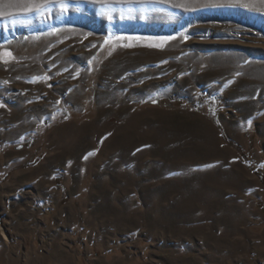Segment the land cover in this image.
<instances>
[{
    "label": "rangeland",
    "instance_id": "374dc122",
    "mask_svg": "<svg viewBox=\"0 0 264 264\" xmlns=\"http://www.w3.org/2000/svg\"><path fill=\"white\" fill-rule=\"evenodd\" d=\"M257 14L0 0V264H264Z\"/></svg>",
    "mask_w": 264,
    "mask_h": 264
},
{
    "label": "trees",
    "instance_id": "16d2710c",
    "mask_svg": "<svg viewBox=\"0 0 264 264\" xmlns=\"http://www.w3.org/2000/svg\"><path fill=\"white\" fill-rule=\"evenodd\" d=\"M206 101H207L206 104H207L208 111L210 112L213 121L220 127V122L218 119V112L216 111V107L218 106L219 103H218V100L216 99V96H209L206 98ZM242 158H243L244 165L248 167L250 170H252L255 174H257V176L261 180H264L262 170L257 167H252L247 161V156L245 153H242Z\"/></svg>",
    "mask_w": 264,
    "mask_h": 264
},
{
    "label": "bare ground",
    "instance_id": "6f19581e",
    "mask_svg": "<svg viewBox=\"0 0 264 264\" xmlns=\"http://www.w3.org/2000/svg\"><path fill=\"white\" fill-rule=\"evenodd\" d=\"M255 16H256V17H259V18L261 17L262 19H264V16H263V15H258V14H257V15H255ZM40 201H41V200H40ZM1 234H2V236H3V238H4L5 240H8L7 235L5 234V232L2 231Z\"/></svg>",
    "mask_w": 264,
    "mask_h": 264
}]
</instances>
